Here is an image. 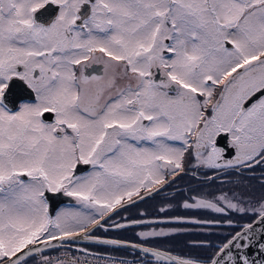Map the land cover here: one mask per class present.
I'll return each instance as SVG.
<instances>
[{
    "label": "snow or ice",
    "instance_id": "snow-or-ice-1",
    "mask_svg": "<svg viewBox=\"0 0 264 264\" xmlns=\"http://www.w3.org/2000/svg\"><path fill=\"white\" fill-rule=\"evenodd\" d=\"M53 6L55 16L42 20ZM92 65L102 73L85 74ZM14 80L34 92V102L9 107ZM221 134L230 137L226 148L217 145ZM189 149L211 169L264 165V0H0V264H27L52 241L99 240L94 229L186 171ZM78 165L92 170L79 175ZM46 193L74 197L79 207L51 215ZM180 206L252 212L264 224V196L253 201L233 188L197 192ZM173 207L158 211L167 216ZM122 219L109 226L212 223ZM179 231L138 236L149 243ZM252 231L245 225L207 259L100 242L166 264H225V257L240 264L231 249L247 247L241 241L251 243ZM44 264L64 262L45 257Z\"/></svg>",
    "mask_w": 264,
    "mask_h": 264
},
{
    "label": "rangeland",
    "instance_id": "rangeland-1",
    "mask_svg": "<svg viewBox=\"0 0 264 264\" xmlns=\"http://www.w3.org/2000/svg\"><path fill=\"white\" fill-rule=\"evenodd\" d=\"M179 143V142H177ZM186 160V159H185ZM189 160L187 159L186 162H184V164H186ZM92 170V168H91ZM91 170L81 174V175H86L88 172H90ZM194 174H198L197 176L201 175L200 172H193ZM202 178H198V177H192V176H185L184 174H182L179 179H177L173 184H175V186H180L182 185V187H180V190L177 191L176 194H169L168 196H164L162 197L160 200H156L157 196H154L155 194H153V198H146L148 201H146L145 204H141V205H137V207H134L131 209H128L126 212H121L119 216H113L112 221L109 222V225L114 222V221H124L122 218L128 217L130 213L136 214L137 215V220H145V221H149V220H156V219H167L170 217H183V216H190L192 215V211L191 209H185L183 207H181L180 205L183 204V202L185 200H188L189 196L195 195L197 192H204L206 191V188H204V183L203 180H200ZM219 190V189H218ZM235 190L237 192L243 191L240 189H236ZM259 199V198H258ZM253 201H255L254 199H252ZM75 201V202H74ZM167 204H172L174 205L173 208L171 209H167V216H165L164 214H159L156 212L158 211L159 208L161 207H166ZM247 206V205H245ZM79 207V205L77 204L76 200L73 198L70 201H68V203H63L60 205V207L57 209V211L55 212V214L61 210L64 209H68V208H77ZM201 211L205 212L207 215L209 214L210 216V220H214L217 224L222 225L221 221H217L216 220V216H218L220 219L223 220L224 224L222 227H217V230L213 231L211 229H209L210 234H212L214 232V234L210 235L209 238H204L202 239V236H199L200 232H198L199 228L197 226H195L194 224H180L177 222H170V223H163L160 225H156V224H137L134 225L133 227H137V230L135 233H139L141 231H148L151 230L152 228H157V230L159 229V227H163V228H179L181 229V231L173 233L172 235L168 236V237H159V238H149V243L148 244H152L154 245V247H161V246H171L172 248H176L178 250H181V252H183L184 250H188V248H184V244H187L186 241L191 237L190 234L193 235V238L196 237L197 240H193V238H191L189 240L190 242H205L206 245H208V247L210 248H214L216 249L218 246H221L223 244V241L226 240V238L228 237V234L230 233H234L237 231V228L239 227V225H242L243 223L247 222L248 220H252V218L254 217V214H252V212H248V213H241V212H237L235 210H233L231 213H216L210 209H201ZM146 213V215L141 216L140 213ZM54 214V215H55ZM189 220H193V218H188ZM232 221L231 223H228V221ZM103 223V222H102ZM109 225H105V227L109 226ZM214 225V224H212ZM104 227V228H105ZM197 229V230H194ZM213 229V228H212ZM101 231H104L103 229H100ZM206 230V229H204ZM203 230V231H204ZM189 231V232H188ZM213 231V232H212ZM188 232V235L185 237V235H183V233ZM134 233V234H135ZM201 235V234H200ZM77 246H73V247H66V246H61L60 244H51V246H47V247H43V251L37 253V252H32V254L29 257H26V261L27 264H44V259L45 257H47L48 259L55 261H63L64 264H67V262L69 260L63 259L62 254L64 252L68 253V252H74V253H84V251L87 250H83L80 248V246H82L84 243L81 242H76L74 243ZM201 247V246H200ZM199 246H194L192 251H194V254H199L201 252H199L200 249H198ZM108 254V253H107ZM111 255H117L115 253H110ZM62 257V259H61ZM23 264V262H22ZM79 264V263H78Z\"/></svg>",
    "mask_w": 264,
    "mask_h": 264
},
{
    "label": "flooded vegetation",
    "instance_id": "flooded-vegetation-1",
    "mask_svg": "<svg viewBox=\"0 0 264 264\" xmlns=\"http://www.w3.org/2000/svg\"><path fill=\"white\" fill-rule=\"evenodd\" d=\"M56 14V9L55 7H49L48 12L41 17L42 20H49L51 18H53ZM102 73V66L101 65H92V67L90 68H86L85 69V74H96L99 75ZM34 94V92L29 89L27 87V85L20 81V80H14L11 85H10V91L7 93V100L6 103H8L9 107H11L12 105H15V108L18 109L19 106L24 103V102H34L35 98L31 99V97L28 96H32ZM35 97V94H34ZM45 115L44 119L48 122H51L53 119V115L51 114ZM49 117V118H48ZM230 141V137L227 134H221L220 137L217 138V145L218 147H227L228 143ZM234 151H226L225 153V157L226 158H231L234 156ZM186 159V160H185ZM187 159L189 160L186 164H184L185 167V172L181 173L176 179H179V177L184 174L185 176H192V177H198V178H202L200 180H203L204 183V188H206V191L208 190H212V191H216V190H220V189H224L227 190L229 188H233V189H240L243 191H240L241 193H244L246 197L259 200L262 196H264V165H254L251 169H242L240 171H237L233 168H222V169H211L208 168L205 165L200 164L197 159L195 158V154H194V149H189V151L185 154V158H184V162L187 161ZM222 163V161H221ZM81 167H87L84 168L82 171H80L81 173H79V175L91 170V166L88 165H80ZM79 165L77 166L80 167ZM193 172H200L201 175L197 176L198 174H194ZM209 177H212V179H209ZM180 187H182V185L180 186H175V184H171L170 186H165V188L159 193V194H155L154 196H157L156 200H160L162 197L164 196H168L169 194L173 195L176 194L178 190H180ZM63 198H66L67 201L62 202L63 203H68V201H70L71 199H73L74 197H68L67 195L61 193ZM47 196V195H46ZM259 198V199H258ZM75 199V198H74ZM150 200V199H148ZM147 199H145L142 202H138L137 205H143L146 203V201H148ZM75 202V201H74ZM60 204V205H61ZM137 207V206H136ZM130 212L132 208H129ZM193 209H191L192 211ZM196 210L195 212L192 213V215L190 216H183L185 218H193V219H198L201 221H209L210 216L209 214L207 215L205 212L201 211V209H194ZM163 213H159L158 211V215ZM254 214V213H252ZM128 217H131L132 219H136L137 215L130 213ZM216 220L217 221H221L222 225L217 224L214 220H210L212 221V223H200L198 224L199 226H201V229L205 231H209V229L215 231L217 230V227H222L224 222L222 219H220L218 216H216ZM257 216L254 214V217L252 218V220H248L247 222L243 223L242 226L246 225L247 223H250L252 221L255 220ZM122 222V221H120ZM124 222V221H123ZM182 223H191V222H181ZM214 224V225H212ZM225 225V224H224ZM130 226H134V225H130ZM213 228V229H212ZM100 229H103L104 231H101ZM107 229V230H106ZM200 229V228H199ZM200 229V230H201ZM115 228H112L110 226H107L105 228H96L93 230L92 235L95 236H101V237H111V238H118V239H122L119 237L114 236V234L116 233ZM197 230V229H194ZM189 232V231H188ZM125 240V239H122ZM128 240V239H127ZM126 240V241H127ZM144 240V238H143ZM131 241V240H129ZM144 245H147V243H142ZM101 245H110V244H101L98 242H90V241H85L84 244L81 247V249H85L88 252L91 253H101V254H109L111 255L108 251H104L102 249H99V246ZM151 245V243H150ZM149 244L147 246H150ZM223 245V244H222ZM221 245V246H222ZM114 246V245H111ZM154 246V245H151ZM98 247V248H96ZM115 247H121V246H115ZM156 247V246H155ZM124 248V247H122ZM127 249V248H125ZM175 253V252H174ZM178 255H183V256H190L187 254H184L181 252V250L177 251ZM111 256H122V255H111ZM125 257V256H123Z\"/></svg>",
    "mask_w": 264,
    "mask_h": 264
},
{
    "label": "water",
    "instance_id": "water-1",
    "mask_svg": "<svg viewBox=\"0 0 264 264\" xmlns=\"http://www.w3.org/2000/svg\"><path fill=\"white\" fill-rule=\"evenodd\" d=\"M28 97H31V99L35 98L34 94L32 96H28ZM11 107H15V105H12ZM45 115H48V114L46 113ZM50 116H51V114H50ZM84 168H87V167H81V166L78 167L77 168V174L81 173L80 171H82ZM46 195L48 197L49 212H50L51 215L55 214L56 210L60 207V204L62 202L67 201L66 198L62 197L61 193H46ZM250 223L253 224V231H252V234L250 235L251 243H248L247 241H241V243L247 244V247H241L240 249H236L235 247H233L231 249L232 255L238 262H240V264H242V259L241 258L244 257V256H247L249 258L250 262H255V264H264V248L260 247L261 244H264V224L259 223L257 217L255 218L254 221H252ZM247 224H249V223H247ZM244 226H242L240 229H238L237 232L242 231ZM95 237H99L100 239L99 240H97V239H84L82 237H78V238H76L74 240L69 239V240H64V241H52L51 244H60L61 246L63 245V246H66V247H73L74 246L73 243H76V242L84 243L85 241H90V242H94V243L95 242L101 243L100 240L115 239V238L106 237V236L105 237L95 236ZM116 239H118V238H116ZM119 240H122V239H119ZM122 241H125L128 244H142L140 242L137 243V242H133V241H129V240H127V241L126 240H122ZM51 244L47 245V246H51ZM101 244H104V243H101ZM110 245H113V244H110ZM47 246L38 245L37 247L43 248V247H47ZM114 246H121V247H124V248H127V249H131L133 251L142 252L140 249L128 247L126 245H114ZM143 246L144 247H154V246H151V245L147 246V245H144V244H143ZM161 250H165V249L161 248ZM172 253L174 255H178V254H176L174 252H172ZM144 254H146V253H144ZM148 255H150V254H148ZM225 264H233V262L231 260H228L227 257H225Z\"/></svg>",
    "mask_w": 264,
    "mask_h": 264
},
{
    "label": "trees",
    "instance_id": "trees-1",
    "mask_svg": "<svg viewBox=\"0 0 264 264\" xmlns=\"http://www.w3.org/2000/svg\"><path fill=\"white\" fill-rule=\"evenodd\" d=\"M196 210H192V212H195ZM157 213H158V211H156ZM187 216V215H186ZM117 221H119V220H117ZM181 224V223H180ZM184 224H194L195 226H197L198 228H200L201 229V226H199L198 224H196V223H184ZM242 227V225H239V227L237 228V231H238V229H240ZM198 230V232H200V234H199V236H202V239L204 238V236H205V238H209V236L210 235H212V234H214V232L212 233V234H210V232L209 231H203L202 229L201 230ZM136 230H137V227H133V226H129V227H127V228H123V229H118V230H116V233L114 234V236H116V237H119V238H122V239H125V240H131V241H133V242H137V243H144V240H143V238L142 237H139L138 236V234L137 233H135L136 232ZM236 231V232H237ZM236 232H234V233H230V234H228V237L226 238V240H224L223 241V244L232 236V235H234ZM135 233V234H134ZM183 235H185V237L188 235V232H185V233H183ZM190 238L186 241V243L187 244H184V248H188V250H184L182 253H184V254H187V255H190V256H193V257H198V258H201V259H207V258H209V257H212V256H214V254L219 250V248L221 247V246H218L216 249H214V248H210V247H208V245H206V246H199V248L198 249H200L199 250V252H201V253H199V254H194V251H192V249H193V245L191 244V243H189V240L191 239V238H193V235L192 234H190ZM197 240L196 239V237H194L193 239H192V241L193 240ZM146 244V243H145ZM147 245H148V243H147ZM150 245V244H149ZM152 245V244H151ZM96 248H98V247H96ZM160 249L161 248H163V249H165V250H170V251H172V252H175V253H177V251H179L178 249H176V248H172L171 246H161V247H159ZM99 249H102V250H104V251H108L109 253H115V254H118V255H122V256H125V257H137V258H139V257H142V256H145V257H150L151 255H143L140 251L139 252H137V251H133V250H131V249H125V248H122V247H115V246H111V245H101V246H99Z\"/></svg>",
    "mask_w": 264,
    "mask_h": 264
},
{
    "label": "built area",
    "instance_id": "built-area-1",
    "mask_svg": "<svg viewBox=\"0 0 264 264\" xmlns=\"http://www.w3.org/2000/svg\"><path fill=\"white\" fill-rule=\"evenodd\" d=\"M63 259L66 260H73L76 259L78 261L79 264H120V262L122 260H127L129 262L132 261H146V262H150V264H166V262H157L155 261L154 257H121V256H111V255H104V254H99V253H88V252H84V253H72V252H64L62 254ZM61 257V259H62ZM62 259V260H63Z\"/></svg>",
    "mask_w": 264,
    "mask_h": 264
}]
</instances>
